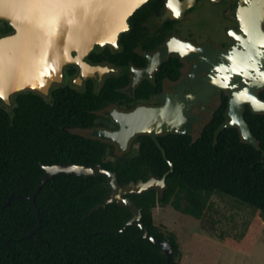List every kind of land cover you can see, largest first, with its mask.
<instances>
[{
	"label": "trees",
	"instance_id": "trees-1",
	"mask_svg": "<svg viewBox=\"0 0 264 264\" xmlns=\"http://www.w3.org/2000/svg\"><path fill=\"white\" fill-rule=\"evenodd\" d=\"M156 1L149 0L130 18L132 29L121 34L123 47L114 52L117 60L136 55L139 18L144 11L150 12ZM5 23L3 31L7 33L11 27ZM106 80L101 93L96 92L98 97L105 93L110 77ZM35 97L29 90L18 92L13 110L7 114L0 110V264H167L166 253L151 240L141 238L138 225L110 232L129 219L130 208L111 202L87 215L112 192L105 175L61 173L49 179L36 197L41 224L33 235L29 233L39 221L30 201L14 197L3 206L13 192L33 191L44 172L41 163H99L117 173L120 185L161 177L170 169L150 135L139 137L141 145L136 155L112 159V147L106 141L65 131L64 124L92 123L88 93L66 90L59 101L44 100L46 104L41 105L37 102L43 101ZM43 105L46 114L39 110ZM252 123L256 145L243 140L236 127L221 125H206L197 139L175 132L159 137L174 163L166 187H151L129 196L141 208L149 231L173 244L170 264H183L181 245L175 232L164 233L155 224L153 209L158 204H171L201 219L207 198L220 193L264 213V114H255Z\"/></svg>",
	"mask_w": 264,
	"mask_h": 264
},
{
	"label": "water",
	"instance_id": "water-1",
	"mask_svg": "<svg viewBox=\"0 0 264 264\" xmlns=\"http://www.w3.org/2000/svg\"><path fill=\"white\" fill-rule=\"evenodd\" d=\"M147 1L0 0V19L5 20L12 28V32L0 36V98L5 104L11 105L12 94L26 89L49 95L52 84L62 81L64 67L68 64H75L80 68L77 83L88 73H96L101 78L105 73L118 71L107 64L91 63L86 57L96 45H112L118 49L120 34L130 28L129 18ZM237 15L242 29V34L237 38L241 40L243 48L235 47L229 52L213 53L216 57L229 59L232 63L212 65V61H209V66L205 68L212 69L209 77L214 85L234 90V97L230 102L232 120L224 126H239L244 140L256 145L257 141L242 116V105L248 101L255 111L264 112V107H261L264 100L256 93L264 86V65L259 63L263 57L261 49L264 47V0H240ZM173 50L183 55L199 54L206 52L207 47L195 48L192 43L173 38L150 58L146 69L137 70L136 80L142 74H150L163 57ZM238 76L247 82V86L240 90L231 86L233 78ZM159 98L165 102L160 106H139L129 112L114 110L111 115L120 123V128L116 131L96 129L93 135L112 140L118 144L119 149L125 150L135 135L151 134L170 163V169L161 177L150 176L146 180L139 179L120 185L117 173L99 163H41L44 172L33 191L29 194L13 192L4 201L3 206L14 197L30 201L39 221L36 228L29 233L33 235L41 224L36 197L49 179L61 173H75L85 177L105 175L112 192L105 201L91 207L87 215H91L100 207H107L111 202L130 208L132 215L129 219L119 229L110 232L117 233L129 225H138L142 231L140 237L158 245L167 255V264H170L174 258L173 244L168 240L156 238L149 231L142 220L141 208L129 196L151 187L163 190L167 176L174 170V163L167 157L166 149L157 134L191 132L192 125L185 117L191 98L181 93H165Z\"/></svg>",
	"mask_w": 264,
	"mask_h": 264
},
{
	"label": "flooded vegetation",
	"instance_id": "flooded-vegetation-1",
	"mask_svg": "<svg viewBox=\"0 0 264 264\" xmlns=\"http://www.w3.org/2000/svg\"><path fill=\"white\" fill-rule=\"evenodd\" d=\"M239 1L171 0L173 8H169L170 0H158L152 6L153 9L150 12L144 11L139 18L140 31L137 37V44L134 47L136 51L134 57L119 61L114 55L115 51L123 47L120 43L121 34L132 29V25L129 22L132 16L128 20L129 30L122 32L119 36L118 43L120 47L118 49H115L112 45H96L86 57L91 63L107 64L117 68L118 71L105 73L101 78L96 73H88L82 81L77 83V75L80 68L75 64H68L64 67L62 81L52 84L49 95H44L37 90L31 89L23 91L29 90L33 96H36V99L43 101L42 103L37 102L38 105L46 104L45 101L50 99L53 102L59 101L66 90H70L74 94L88 93L92 105L90 111L94 114L92 123L64 124L62 128L72 133H77L75 130L81 131L88 135L77 134L106 141L112 147L109 155L112 159L124 156L131 157L127 155L128 151L135 145H137L139 150L141 145L139 137L143 135L151 136V134L139 133L135 135L130 140L127 148L121 150L116 142L94 136V130H118L120 123L111 115L114 110L129 112L139 106H160L165 102L159 96L165 93H181L191 98V101L188 102V112L185 117L187 122L192 125L191 132L188 135H191L193 139H197L201 135L206 125H221L223 128L236 127L239 131V136L244 140L239 126H224L232 120L230 102L234 97V90L230 87L214 85L209 77L212 69L205 68V66H209V61H212V65L232 63L229 62V59L216 57L213 53L217 51L229 52L235 47L243 48L241 40L237 38V36L242 34L237 15ZM176 13H179V15ZM194 15H196L195 19L191 21ZM189 21H191V24H188ZM5 27V20L0 19V36L12 32L11 28L9 32L5 33L3 31ZM173 38L192 43L195 48L203 49L207 47V51L185 55L176 50L168 52L150 74H142L136 80L137 70L146 69L150 63V58L155 56ZM261 50H263V57L259 63L264 65V47ZM94 51H97L98 54L92 55ZM164 65H167L166 69H163ZM109 77L110 81L106 86L105 93L98 97L96 92L101 93L102 88L106 85V79ZM231 86L240 90L242 87L247 86V82L243 77L238 76L233 78ZM16 93L11 96V105L5 104L0 98L2 114H7L16 106ZM256 93L260 99L264 100V86L259 88ZM98 103H101V105L97 106ZM34 108L37 109L38 107L34 106ZM39 110H42L45 114L47 113L45 105ZM257 113L261 114V116L264 114V112L255 111L250 102L245 101L243 103L242 116L246 120L253 136L250 125H253L252 121H254ZM77 125L91 126L82 127ZM169 133L171 132L160 133L157 134V137L159 139L160 136H165Z\"/></svg>",
	"mask_w": 264,
	"mask_h": 264
},
{
	"label": "rangeland",
	"instance_id": "rangeland-1",
	"mask_svg": "<svg viewBox=\"0 0 264 264\" xmlns=\"http://www.w3.org/2000/svg\"><path fill=\"white\" fill-rule=\"evenodd\" d=\"M137 151L135 145L127 155ZM153 217L164 233H176L183 264H264V213L238 198L210 195L201 219L171 204H158Z\"/></svg>",
	"mask_w": 264,
	"mask_h": 264
},
{
	"label": "snow or ice",
	"instance_id": "snow-or-ice-1",
	"mask_svg": "<svg viewBox=\"0 0 264 264\" xmlns=\"http://www.w3.org/2000/svg\"><path fill=\"white\" fill-rule=\"evenodd\" d=\"M168 7L169 8H173V5H172V3H171V0H170V2H169V4H168ZM173 11H175L174 9H173ZM177 15H179V13H176ZM261 107H264V105H261Z\"/></svg>",
	"mask_w": 264,
	"mask_h": 264
}]
</instances>
